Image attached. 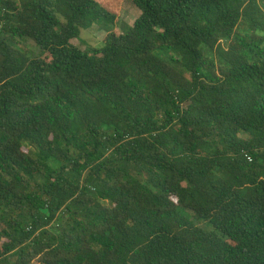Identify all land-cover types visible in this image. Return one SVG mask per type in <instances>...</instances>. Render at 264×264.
<instances>
[{
    "label": "trees",
    "instance_id": "obj_1",
    "mask_svg": "<svg viewBox=\"0 0 264 264\" xmlns=\"http://www.w3.org/2000/svg\"><path fill=\"white\" fill-rule=\"evenodd\" d=\"M118 1L0 0V264H264V0Z\"/></svg>",
    "mask_w": 264,
    "mask_h": 264
},
{
    "label": "rangeland",
    "instance_id": "obj_2",
    "mask_svg": "<svg viewBox=\"0 0 264 264\" xmlns=\"http://www.w3.org/2000/svg\"><path fill=\"white\" fill-rule=\"evenodd\" d=\"M117 6L118 21L116 22L114 33H125L129 28H132L135 21L140 18L141 11L129 0H119ZM104 27V25H93L91 28L82 31L80 37L73 40L72 43L76 47L87 52L102 48L109 34L107 28ZM22 47L25 51L29 52L32 57H45L41 50L31 41L24 42ZM204 224L205 223L201 222L200 226L205 227Z\"/></svg>",
    "mask_w": 264,
    "mask_h": 264
},
{
    "label": "built area",
    "instance_id": "obj_3",
    "mask_svg": "<svg viewBox=\"0 0 264 264\" xmlns=\"http://www.w3.org/2000/svg\"><path fill=\"white\" fill-rule=\"evenodd\" d=\"M248 159L251 161V158L250 157H248Z\"/></svg>",
    "mask_w": 264,
    "mask_h": 264
},
{
    "label": "water",
    "instance_id": "obj_4",
    "mask_svg": "<svg viewBox=\"0 0 264 264\" xmlns=\"http://www.w3.org/2000/svg\"><path fill=\"white\" fill-rule=\"evenodd\" d=\"M45 212H47V210H45Z\"/></svg>",
    "mask_w": 264,
    "mask_h": 264
}]
</instances>
